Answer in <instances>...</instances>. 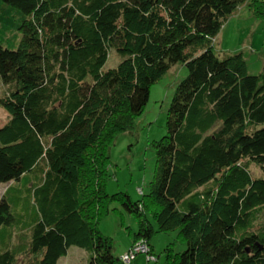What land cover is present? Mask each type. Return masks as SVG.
<instances>
[{
  "label": "trees",
  "instance_id": "trees-1",
  "mask_svg": "<svg viewBox=\"0 0 264 264\" xmlns=\"http://www.w3.org/2000/svg\"><path fill=\"white\" fill-rule=\"evenodd\" d=\"M0 4L24 17L17 49L0 45V104L9 117L0 128V185L15 184L0 199V264H57L71 247L86 251V264H121L98 230L115 202L137 220L133 243L176 232L185 249L166 247L167 264H264V228L256 226L264 65L250 75L241 54L220 57L212 44L243 6L264 22V0ZM111 49L122 61L104 71ZM177 64L187 76L175 87L166 136L152 145L149 194L136 202L107 195L109 147Z\"/></svg>",
  "mask_w": 264,
  "mask_h": 264
},
{
  "label": "rangeland",
  "instance_id": "rangeland-1",
  "mask_svg": "<svg viewBox=\"0 0 264 264\" xmlns=\"http://www.w3.org/2000/svg\"><path fill=\"white\" fill-rule=\"evenodd\" d=\"M243 9L246 8L243 6ZM23 19L24 17L19 12L0 4V45L3 48L12 51L17 49L20 41L17 28ZM221 34L219 43L216 44V41L212 40L213 51L220 57L241 54L248 73L258 75L264 61L263 20L251 15L246 18L242 17V19L230 20L227 25L223 26ZM121 61L122 58L111 49L103 70L115 69ZM186 76L187 70L182 64L173 66L151 86L146 107L135 119L132 129L115 137L107 152L109 161L108 179L105 181L107 195L124 193L132 202H136L143 195L149 194L155 176V154L152 145L167 134L166 118L170 102L176 85ZM5 98H7V92L0 82V100ZM8 118V113L0 104V128L5 125ZM249 171L254 178L262 177L260 170L254 165L249 166ZM14 185V183L0 185V199L4 192ZM22 209L26 213L24 204ZM11 211L15 212L14 207ZM27 213H31V210ZM146 217L148 223L156 228L151 214L148 213ZM137 225V220L122 211L119 204L115 202L110 205L108 214L100 219L98 230L103 236L111 239L113 256L120 257L137 231ZM256 226L264 228V210L258 215ZM176 237L175 231L157 232L151 236L150 245L153 247L152 256L155 258L152 264H167L163 250L168 246L170 249L172 247L175 252H182L185 249ZM135 260L131 264H139L140 260H144L143 264H147L146 255H140ZM22 261L27 262L20 259V264H26ZM86 262V251L71 247L67 255L58 261V264H86Z\"/></svg>",
  "mask_w": 264,
  "mask_h": 264
},
{
  "label": "built area",
  "instance_id": "built-area-1",
  "mask_svg": "<svg viewBox=\"0 0 264 264\" xmlns=\"http://www.w3.org/2000/svg\"><path fill=\"white\" fill-rule=\"evenodd\" d=\"M146 255L147 264H152L155 258L150 254L149 246L143 239L131 245L128 251L119 257L121 264H131L138 256Z\"/></svg>",
  "mask_w": 264,
  "mask_h": 264
},
{
  "label": "crops",
  "instance_id": "crops-1",
  "mask_svg": "<svg viewBox=\"0 0 264 264\" xmlns=\"http://www.w3.org/2000/svg\"><path fill=\"white\" fill-rule=\"evenodd\" d=\"M247 16H250V14H248V12H247L246 9H243V7H241V8H239V9L237 10V12H236L235 14H233V15L229 18V20L225 23V25H227V23H228L230 20L242 19V17H245V18H246ZM225 25H224V26H225ZM221 30H222V29H221ZM221 37H222V34H221V32H220L219 35H218V36L216 37V39H215L216 44L220 42ZM216 44H215V45H216ZM263 65H264V61H263L262 67H263ZM132 244H133V239L130 241L129 245L125 248V250H123V252H122L121 254L124 255V254L128 251V249L131 247ZM148 245H149L150 250H151V252H152V254H153V253H154V252H153V247H151V245H150V240L148 241ZM135 261H136V260H135ZM135 261H134V262H135ZM143 262H144V260H140L138 263H139V264H143ZM57 264H58V263H57Z\"/></svg>",
  "mask_w": 264,
  "mask_h": 264
},
{
  "label": "clouds",
  "instance_id": "clouds-1",
  "mask_svg": "<svg viewBox=\"0 0 264 264\" xmlns=\"http://www.w3.org/2000/svg\"><path fill=\"white\" fill-rule=\"evenodd\" d=\"M148 244V243H147ZM149 246V245H148Z\"/></svg>",
  "mask_w": 264,
  "mask_h": 264
}]
</instances>
